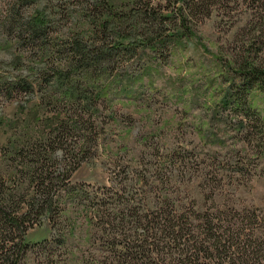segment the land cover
<instances>
[{
	"label": "rangeland",
	"instance_id": "374dc122",
	"mask_svg": "<svg viewBox=\"0 0 264 264\" xmlns=\"http://www.w3.org/2000/svg\"><path fill=\"white\" fill-rule=\"evenodd\" d=\"M73 41L119 47L87 71ZM251 66L264 72V0H0V188L8 214L27 217L25 264H178L182 246L142 233L172 216L184 244L219 238L234 256L246 238L263 252L264 88L245 90ZM62 70L90 101L68 99ZM19 79L30 93L11 90ZM47 158L78 169L44 213L34 168Z\"/></svg>",
	"mask_w": 264,
	"mask_h": 264
},
{
	"label": "trees",
	"instance_id": "16d2710c",
	"mask_svg": "<svg viewBox=\"0 0 264 264\" xmlns=\"http://www.w3.org/2000/svg\"><path fill=\"white\" fill-rule=\"evenodd\" d=\"M198 7V4L196 5L193 3L192 8ZM170 17V16H168ZM29 34L28 37H31L32 40L35 39H41V37L44 35V30H42V26L38 21H35L34 24L28 26ZM124 41V40H123ZM74 44L73 47V56H74V62L78 66H81L83 69L87 71H96L102 68L104 64L108 66L111 63V59L114 57V54H116V51L118 50L117 45H113L110 50H104L102 47L93 48L92 46H89L87 43H84V41L77 42L73 41ZM114 52H112L113 50ZM77 60V61H75ZM73 62V64H74ZM246 75H244V86L245 90H252L255 84L261 85L262 88H264V72H261L259 68L256 66L248 67L246 70H243ZM63 74L59 76L58 83L60 84H67L70 89L68 90L69 97L68 99H74V101L79 102L82 101L81 99L90 101L91 98L86 97L87 91L84 88H82V83L79 81L76 77H71V74L68 72H65L62 70ZM11 87V90L13 92H24V93H30L33 89V85L28 82L27 79H19L16 80L14 83L9 84ZM89 87V86H86ZM85 87V88H86ZM85 95V96H84ZM84 97V98H83ZM242 99L241 97H238ZM245 99V96L244 98ZM84 100V101H85ZM236 104H240L239 101L236 102ZM247 113V112H246ZM249 117V116H248ZM68 129V128H67ZM65 133V131H64ZM62 133V134H64ZM62 135L60 134L56 138H60ZM57 140L52 141L51 143V151L52 154L55 152L56 149H54V145H56ZM61 150V148H59ZM50 158H47L45 161H37L39 168H34L36 170V174L39 175V179L36 185H34V191L36 196L39 198L38 200V208L37 210H43L44 213H46V209H53L54 202L52 199V196L50 198V195L57 190L55 189L56 185L58 183H63L62 187L67 188V185L69 183V180L71 179L73 173L78 169V165L75 168H72L71 170L64 169L58 170V168H55V170H52L53 166H48V163L50 161L48 160ZM44 160V159H43ZM51 160V159H50ZM52 161V160H51ZM54 164V163H53ZM41 170V173H40ZM45 198H50V202H45ZM6 202L9 203V195L6 194V192L0 188V264H25V259L28 253L29 245L25 242V234L28 230L26 228V222L27 217H21L16 218L10 216L8 214L9 206L6 204ZM46 203L49 205L48 208H46ZM43 213V215H44ZM176 216H172L166 219L165 224L160 229V223L155 228H149V226L143 230V235L145 233H150V231H153L157 229L158 233H161L163 235V238L165 235H168V237H171V240L169 244L172 243H178V247L182 246V249L178 248L179 251H177L179 259L177 260V263L181 264H205L202 261V259L211 260L214 264H264V251L262 252L260 249L256 251V249H252V251L247 248V242L248 239L240 240L241 244L244 246L233 256H227L226 255V246H223V252H221V244L219 242V238L211 239L209 246H198L196 242H194L191 246L190 241L187 240V244H184L183 239H185V229L186 226L182 224H175ZM150 222H148L149 224ZM160 229V230H159ZM158 233L156 235H158ZM241 235H238L236 237H240ZM167 237V236H166ZM187 239V238H186ZM232 240H236L235 236H232ZM136 240V239H135ZM133 242V241H132ZM140 242H144L143 240ZM197 242H199L197 240ZM61 244H64V240L60 241ZM167 244V246L169 245ZM144 246H146L145 242L142 246H132L130 248V251H132V254H138V255H144V250L142 249ZM193 247V248H191ZM138 248L140 250L135 251V249ZM191 248V249H190ZM262 252V253H261ZM227 256V257H225ZM173 264V263H170Z\"/></svg>",
	"mask_w": 264,
	"mask_h": 264
}]
</instances>
